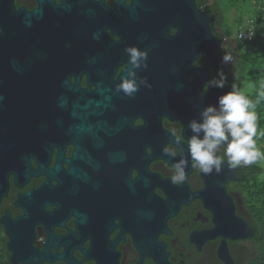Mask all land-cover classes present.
Here are the masks:
<instances>
[{
    "label": "flooded vegetation",
    "instance_id": "1",
    "mask_svg": "<svg viewBox=\"0 0 264 264\" xmlns=\"http://www.w3.org/2000/svg\"><path fill=\"white\" fill-rule=\"evenodd\" d=\"M215 1L196 3L208 10ZM217 12L220 69L204 53L192 63L208 72L203 96L237 86L232 58L219 57L228 42ZM127 47L147 58L134 66ZM221 77L224 88L210 86ZM124 79L137 91L120 89ZM191 121L183 118V0H0L6 251L14 238L36 264H248L257 247L245 195L253 177L264 182L253 164L231 168L221 146L224 163L212 174L224 178L223 208L252 231L228 238L205 197L207 174L192 164L188 141L204 133H191ZM182 159L185 179L175 184Z\"/></svg>",
    "mask_w": 264,
    "mask_h": 264
},
{
    "label": "clouds",
    "instance_id": "2",
    "mask_svg": "<svg viewBox=\"0 0 264 264\" xmlns=\"http://www.w3.org/2000/svg\"><path fill=\"white\" fill-rule=\"evenodd\" d=\"M252 22L254 20H245L236 32L234 41L244 43L252 39L255 32L251 31ZM125 50L130 53V62L134 66H139L138 60L140 58H147V52H141L136 47H127ZM222 60L227 63L231 60V56L225 55ZM224 83L225 78L221 77L220 80L211 82L210 86L224 88ZM119 88L127 95L137 91L135 82L126 79L122 81ZM218 103L219 110L209 105L201 113L203 117L201 123L192 120L189 124L193 132L200 133L203 131L204 133L202 139L192 136L188 141L192 164L204 174H211L214 170L217 173L221 171L224 156L217 154L221 146H223L228 165L233 169L241 164L251 165L264 156V153L257 148L255 139L257 136L255 104L235 86L232 87L231 91L220 96ZM168 151L165 149L166 153ZM181 165H185V167H181ZM185 169L186 162L183 159L179 164L174 165L173 171L177 174L171 176L173 183L180 184L184 181Z\"/></svg>",
    "mask_w": 264,
    "mask_h": 264
},
{
    "label": "trees",
    "instance_id": "3",
    "mask_svg": "<svg viewBox=\"0 0 264 264\" xmlns=\"http://www.w3.org/2000/svg\"><path fill=\"white\" fill-rule=\"evenodd\" d=\"M262 0H216L213 8L204 10L210 16L219 12L216 23L222 26L221 38L227 40V46L219 52V57L230 55L232 61L228 64L231 68L229 74L236 79L239 90L255 104L254 111L257 115V136L255 137L257 148L264 143V8ZM197 7L203 9L196 3ZM263 10V11H262ZM217 12V13H218ZM235 27H231L227 21L233 17ZM232 16V17H231ZM254 20L255 32L248 42L240 43L234 41V34L244 24L245 20ZM214 33V29L212 30ZM259 160V159H258ZM258 160L253 163L252 175H261L262 168L258 166ZM255 177L250 181L247 200L250 204L251 213L255 215L252 225L255 234L252 236L257 251L248 264H264V183L256 185L253 183ZM0 264H10L8 254L0 240Z\"/></svg>",
    "mask_w": 264,
    "mask_h": 264
},
{
    "label": "water",
    "instance_id": "4",
    "mask_svg": "<svg viewBox=\"0 0 264 264\" xmlns=\"http://www.w3.org/2000/svg\"><path fill=\"white\" fill-rule=\"evenodd\" d=\"M214 22L213 17L197 7L196 0H183V118H188V121L191 118L192 120L203 118L201 113L209 105L219 108V93L211 91L206 96L201 94L208 72L192 65L200 54L204 53L212 64L213 71L217 72L220 69L216 50L219 48L221 40L212 31L211 27ZM189 76H192V81L189 80ZM187 130L189 131L188 128ZM190 131L193 134H202L193 132L191 128ZM231 177L234 179L232 175ZM231 177L228 179H232ZM223 179V177L212 173L207 174L204 179L205 197L219 212L223 229L227 232L228 238L236 240L249 237L252 235V231L244 234L240 227L241 221L235 218L233 212L231 215L226 214L223 208L221 200L226 202ZM0 192L3 193L1 188ZM8 232L7 230V234ZM7 251L11 254L10 264H36V255H27L24 251L19 250L14 238H10L8 241Z\"/></svg>",
    "mask_w": 264,
    "mask_h": 264
},
{
    "label": "rangeland",
    "instance_id": "5",
    "mask_svg": "<svg viewBox=\"0 0 264 264\" xmlns=\"http://www.w3.org/2000/svg\"><path fill=\"white\" fill-rule=\"evenodd\" d=\"M261 5L262 7L264 8V0L261 1ZM263 11V10H262ZM264 12V11H263ZM234 13L235 12H232V18L230 19V21H227L229 23V25L232 27H235V23H236V19H235V16H234ZM251 31H255V24L254 22H252L251 24ZM236 35L234 34V36L232 37H235ZM259 149L262 153H264V143H262V145L259 146ZM258 166H260L262 168V173H261V177L257 178V180H261L264 182V156H262L259 160H258ZM260 176V175H259ZM246 199H247V195H245ZM248 201V200H247ZM249 202V201H248Z\"/></svg>",
    "mask_w": 264,
    "mask_h": 264
},
{
    "label": "bare ground",
    "instance_id": "6",
    "mask_svg": "<svg viewBox=\"0 0 264 264\" xmlns=\"http://www.w3.org/2000/svg\"><path fill=\"white\" fill-rule=\"evenodd\" d=\"M222 43V42H221Z\"/></svg>",
    "mask_w": 264,
    "mask_h": 264
}]
</instances>
